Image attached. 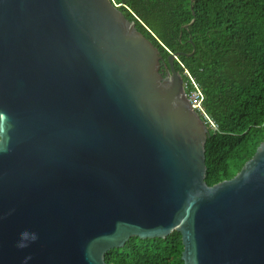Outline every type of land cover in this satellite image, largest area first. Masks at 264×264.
Instances as JSON below:
<instances>
[{"label": "water", "instance_id": "1", "mask_svg": "<svg viewBox=\"0 0 264 264\" xmlns=\"http://www.w3.org/2000/svg\"><path fill=\"white\" fill-rule=\"evenodd\" d=\"M180 53L163 75L110 0H0V264H107L173 230L183 264H264V138L205 181Z\"/></svg>", "mask_w": 264, "mask_h": 264}, {"label": "trees", "instance_id": "2", "mask_svg": "<svg viewBox=\"0 0 264 264\" xmlns=\"http://www.w3.org/2000/svg\"><path fill=\"white\" fill-rule=\"evenodd\" d=\"M110 1L157 47L163 75L170 53L182 52L174 67L199 83L202 109L217 125L208 128L205 181L231 178L264 138V0ZM182 249L173 230L163 238L130 237L104 260L183 264Z\"/></svg>", "mask_w": 264, "mask_h": 264}, {"label": "built area", "instance_id": "3", "mask_svg": "<svg viewBox=\"0 0 264 264\" xmlns=\"http://www.w3.org/2000/svg\"><path fill=\"white\" fill-rule=\"evenodd\" d=\"M187 78L183 79V88L189 103L194 107L196 112L201 116L208 128L217 129V125L202 109L201 99L202 92L199 83L191 77L187 72H184Z\"/></svg>", "mask_w": 264, "mask_h": 264}, {"label": "flooded vegetation", "instance_id": "4", "mask_svg": "<svg viewBox=\"0 0 264 264\" xmlns=\"http://www.w3.org/2000/svg\"><path fill=\"white\" fill-rule=\"evenodd\" d=\"M165 74H166V72H165Z\"/></svg>", "mask_w": 264, "mask_h": 264}]
</instances>
